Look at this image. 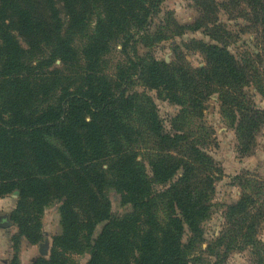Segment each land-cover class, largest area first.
Here are the masks:
<instances>
[{
    "label": "trees",
    "instance_id": "1",
    "mask_svg": "<svg viewBox=\"0 0 264 264\" xmlns=\"http://www.w3.org/2000/svg\"><path fill=\"white\" fill-rule=\"evenodd\" d=\"M161 1L0 0V198L18 195L7 264H20L21 237L42 240V215L54 202L60 232L49 256L32 264H82L74 256L84 254V264H194L221 169L206 136L175 123L179 115L166 129L152 99L133 87L195 117L217 94L242 155L264 126V109L245 89L264 88L249 57L230 51L233 35L218 22L215 0H195L199 16L187 26L172 18L152 24ZM247 2L264 28V0ZM185 28L211 40L185 43L203 56L201 66H191L178 46L170 62L150 54ZM116 44L123 61L107 73ZM138 45L148 52L140 56ZM246 175L234 177L241 194L228 207V225L262 264L264 182ZM110 191L129 212L113 214Z\"/></svg>",
    "mask_w": 264,
    "mask_h": 264
},
{
    "label": "rangeland",
    "instance_id": "2",
    "mask_svg": "<svg viewBox=\"0 0 264 264\" xmlns=\"http://www.w3.org/2000/svg\"><path fill=\"white\" fill-rule=\"evenodd\" d=\"M218 4L217 20L231 31L230 51L238 58H247L254 69L258 70L264 88V28L262 20L254 6L247 0H215ZM199 16V8L195 0H162L160 12L153 17L152 24H159L165 18L174 19L179 25H192ZM182 34L167 36L156 43L150 54L166 62L174 60V48L179 47L186 61L193 67L204 63L203 56L190 47L192 39L211 40L202 30L183 29ZM169 33V32H168ZM148 49L138 45V54H146ZM106 72L113 73L116 65L122 62L120 46L114 45L106 57ZM140 94L149 96L166 129H170L173 118L179 115L175 123L185 126L187 132L210 141L206 151L214 158L221 169L222 175L215 184L212 197L211 214L203 222V240L199 242L193 252L194 264H260L258 257L249 247L242 244V240L232 225H228V207L235 203L241 194L236 175L246 174L259 182H264V126L255 136V145L249 155L238 152V141L230 119L221 110V103L217 94L210 96L200 117L183 115V108L162 100L140 84L133 87ZM248 97L260 108L264 109V92H257L254 85L246 87ZM181 117V118H180ZM147 139V138H146ZM145 139V140H146ZM151 146V144L147 145ZM17 193L8 194L0 198V264H7L15 254L12 237L18 233L17 226L11 221L10 213L14 209ZM112 212L122 216L129 212V206L122 205L117 193L110 191ZM103 224H99L94 236L98 234ZM60 232L59 203L47 206L42 215V240L35 245L29 244L23 237L17 243V257L20 264H32L38 257L47 258L51 251L52 236ZM257 237L264 243V219L258 226ZM183 240H186L184 236ZM44 250V254H41ZM89 255H75L76 261L84 264ZM264 264V263H262Z\"/></svg>",
    "mask_w": 264,
    "mask_h": 264
},
{
    "label": "water",
    "instance_id": "3",
    "mask_svg": "<svg viewBox=\"0 0 264 264\" xmlns=\"http://www.w3.org/2000/svg\"><path fill=\"white\" fill-rule=\"evenodd\" d=\"M41 254H44V250L42 251V248H41Z\"/></svg>",
    "mask_w": 264,
    "mask_h": 264
}]
</instances>
